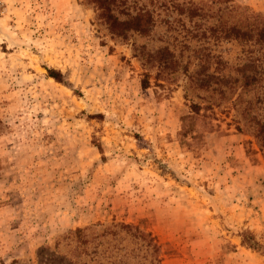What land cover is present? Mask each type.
<instances>
[{
    "label": "rangeland",
    "instance_id": "1",
    "mask_svg": "<svg viewBox=\"0 0 264 264\" xmlns=\"http://www.w3.org/2000/svg\"><path fill=\"white\" fill-rule=\"evenodd\" d=\"M263 25L264 0H0V264H264Z\"/></svg>",
    "mask_w": 264,
    "mask_h": 264
},
{
    "label": "trees",
    "instance_id": "2",
    "mask_svg": "<svg viewBox=\"0 0 264 264\" xmlns=\"http://www.w3.org/2000/svg\"><path fill=\"white\" fill-rule=\"evenodd\" d=\"M258 14H255L257 16ZM226 24V22H225ZM228 24V23H227ZM245 23H238V22H231L230 25L226 29V35H232L234 37H246L249 36V30L245 29ZM248 28V27H247ZM246 30V31H245ZM250 36H253L252 34ZM256 38H264V25L261 27L260 30L256 32ZM57 80H60V77L57 75H53ZM242 237V242L249 247L257 248V242L254 240L252 233H245ZM159 260V259H158Z\"/></svg>",
    "mask_w": 264,
    "mask_h": 264
}]
</instances>
